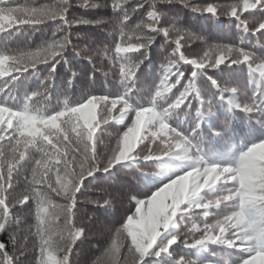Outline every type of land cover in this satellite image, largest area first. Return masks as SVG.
I'll return each instance as SVG.
<instances>
[{
	"label": "trees",
	"instance_id": "1",
	"mask_svg": "<svg viewBox=\"0 0 264 264\" xmlns=\"http://www.w3.org/2000/svg\"><path fill=\"white\" fill-rule=\"evenodd\" d=\"M114 2H119L120 7L114 9ZM188 2L190 6L185 7L182 0H157L153 7L152 0H126V3L123 0H67L68 8L64 16L70 22V27L59 18L45 20L38 25L14 24L13 28L0 33V53L36 52L64 36L68 37L69 43L61 55L36 64L35 68L29 67L27 72L11 71L9 75L0 77V86L9 82L0 92V103L14 111L29 103L33 109L52 115L62 111L65 104L77 106L92 97H107V103L102 100L94 101L96 121L100 122L94 133L95 151L97 159L102 163L106 162L112 149L117 148L123 133L132 126L135 118L132 109L151 106L156 91L163 88V68L170 66V60L178 62L177 67L183 76L179 83L176 82L175 75L168 76L167 83L172 85L171 90L157 99V108H166L192 79L193 65L180 60L178 53L173 55L178 35H182L181 52L188 59H207L204 54L211 51L212 46L226 45L250 53L253 69L264 64V29L257 30L259 23L264 21V10L259 5L243 10V0ZM254 2L255 0H249V3ZM60 3L61 0H5V4L10 7L27 4L35 8H55ZM92 4L97 7H91ZM208 4L214 6L215 13L192 11L191 6L203 7ZM233 5H241L238 9L240 20L229 14ZM149 11L157 12L159 19L153 21L148 16ZM125 14L128 18L121 23ZM80 20H87L89 23H77ZM241 21L246 22L247 31ZM149 25L170 29L168 37L163 32H153ZM121 29L126 33L123 41ZM176 29L182 30L181 33L178 34ZM149 36L154 37V41L147 49L140 48L127 54L130 62H143L130 81H123L121 65L115 52L116 45L136 44L138 37L139 42H146L145 38ZM145 51L147 59L143 56ZM238 56L239 53L234 52L215 68L208 67L206 63L204 69L195 76L196 95L204 100V104H200L190 94L188 103L166 117L169 127L190 138L193 147L189 155H199L207 165L234 166L239 156L252 144L264 140V110L245 113L227 102L228 99H233L236 103H250L256 98V94L264 90V79L260 77L259 71L250 73L246 62L231 65V59ZM215 59L216 54L213 53L211 61L214 62ZM53 65L55 71L49 81L47 77ZM177 67L172 68L173 73L177 71ZM14 76L17 79L12 80ZM212 81L221 88L233 89L234 93L220 94ZM126 83L132 89L129 93L131 107L126 111L124 119L119 121L116 117L120 115L123 103H118L113 108L110 101L124 95ZM32 93L37 94L33 96ZM30 96L31 100H28ZM197 108H201L202 112L199 118L195 115ZM105 119L106 123L103 122ZM197 123L200 124L198 129L195 128ZM57 124L60 125V139H63V131L67 128L68 135L72 136L74 155L77 160L83 159V145L76 144V136L71 132L72 125L61 124V121H57ZM5 127V138L0 140L2 158H18L19 151L25 152L24 159L20 160L13 172L11 186L7 182L4 185L5 191L2 195L5 205L0 206V214L3 207H7L9 211L6 227L0 231V243L5 244L4 251L12 257L13 264H37L40 256L35 216L38 199L36 191L50 200L52 205L61 206L50 208L58 216V219L52 221L56 258H62L65 254L69 233L79 230L80 235L69 254L70 264H96L98 259L102 264H134L133 255L129 252L131 238L124 231L117 233V229H122L129 215H135L136 200H147L154 191L163 187L170 179L182 175L190 166L189 161L174 157L144 160L145 155H162L169 141L164 135L155 138L151 135V132L158 131V125L148 131L142 130L141 139L137 140L131 153L136 159L120 162L108 172L98 171L91 176H85L80 190L75 193L71 223H67L62 206L70 201L57 184L56 169L52 168L43 177L48 183H33L36 161L47 158L33 145L25 148L24 141L29 137H21L18 133H13L12 128ZM39 127L41 131L45 130L43 125ZM55 131L52 130L54 141ZM13 134L21 141L19 145L16 140L11 139ZM14 147L16 151H13ZM44 147L50 152L53 151L47 142H44ZM58 167L63 168L62 165ZM70 171L78 174L81 169L74 166ZM4 176L7 177L6 165ZM224 186L230 188L231 181ZM53 187L57 191H53ZM220 194L217 192L208 198L215 199ZM24 196L29 199L25 203H19ZM105 198L111 200L110 207H101L95 203L100 201L102 204ZM207 211L209 214L204 216V209L193 208L190 217L186 216L178 223V242L171 246L172 255L148 256L144 264H177L181 259L194 261L195 264H239V260L247 256V253L240 250L239 241H236V248L218 243H208L198 248L185 246L186 240L193 243L203 235V231H189L193 224L202 230L205 223L214 224L230 213L231 209L222 204L220 207L212 206ZM228 235L234 239L231 237V230ZM113 241L116 242L118 250H112ZM2 259L3 254L0 253V261Z\"/></svg>",
	"mask_w": 264,
	"mask_h": 264
},
{
	"label": "snow or ice",
	"instance_id": "2",
	"mask_svg": "<svg viewBox=\"0 0 264 264\" xmlns=\"http://www.w3.org/2000/svg\"><path fill=\"white\" fill-rule=\"evenodd\" d=\"M126 3V0H123ZM157 0H152L154 7ZM172 2V0H168ZM185 7H189L188 0H182ZM259 5L261 10H264V0H255L254 3H249V0H243L242 9L248 10L256 8ZM88 6V5H86ZM91 7H97L92 4ZM120 3L114 2L113 8H119ZM142 7V5H140ZM193 12L199 13H215L216 9L213 5L208 4L203 7L191 6ZM67 0H61V3L55 8H35L27 4L23 6L10 7L5 4V0H0V33H5L7 29L13 28L14 24L23 25H38L45 20H55L57 18L64 20L66 24L71 26L70 22L65 20V12L67 11ZM241 5L231 6L230 15L240 20L238 9ZM148 16L157 21L159 16L155 11H149ZM127 14L122 18L127 20ZM77 23L87 24L89 21L80 20ZM244 25V30L247 31V24L241 21ZM153 32H163L167 38L170 32L168 28H154L149 25ZM140 28V25H137ZM264 29V21L259 23L257 30ZM19 30V29H16ZM177 33L182 30L176 29ZM120 35L123 37L126 33L121 29ZM181 38L178 35L175 41L176 47L173 50V55L179 54V59L193 65L192 79L189 80L188 85L176 97V99L168 104L166 108L159 106L157 108V99L162 98L164 93L171 90L172 85L167 83L169 75L176 76V82H180L183 73L179 71L178 62L170 60L169 65L163 68V78L161 84L163 88L157 90L155 98L149 107H138L132 109L135 112V118L132 126L123 133V136L118 141L117 148L112 149V154L108 156L106 162H101L97 159L95 151L94 133L99 123L96 121L94 101L102 100L105 103L109 102L107 97H92L86 102L80 103L77 106H69L65 104L62 111H58L52 115H46L39 110L33 109L29 103H26L23 108L19 110H12V108L0 103V140L4 139V132L6 127L13 129V133H18L19 136H27L29 139L24 141V146L29 145L37 147V150L44 154L41 160L36 161V168L33 169V183H48L43 179L52 168L56 169L57 184L60 185L62 191L65 192L66 199L70 202L62 206V210L66 216V222L71 223L70 216L72 208L75 204V193L80 190L81 182L85 176H91L98 171L108 172L116 164L128 160H134L131 156L133 149L136 146H129V140L135 136L136 142L141 139L140 133L142 130L148 131L158 125V131L151 132L155 138L158 135L167 137L169 143L166 144L162 155L153 156L151 154L145 155L144 160L161 159L163 157H174L178 160L189 161V168L183 172L182 175H177L175 179H170L163 187L154 191L147 200H136L135 215H129L122 229H117V233L124 231L127 236L131 238V245L129 252L133 255L134 264H144L145 258L148 256L160 257L162 255H172L171 246L177 241V226L180 221H183L186 216L190 217L193 208L204 209L203 215L207 216L209 213L207 209L212 206L220 207L222 204L225 208H230L231 211L225 214L222 219H218L214 224L205 223L201 230L196 224H193L189 229L190 232L203 231V235L199 239H195L193 243L187 240L184 242L188 248H198L206 246L208 243H218L236 248V241L240 242V250L247 253L246 257L239 260V264H264V140L252 144L245 152H243L234 166H218L207 165L202 162L199 155H189L193 145L188 136L182 134L175 128L169 127L166 123V117L169 113L180 108L189 102L190 94L199 100L200 104H204V100L196 95L195 76L204 69L206 63L208 67H218L226 58L232 56L234 52H238L237 58L231 59V65L240 63H248L249 72L259 71L260 77L264 79V64H260L256 69L252 68L251 54L243 49H233L226 45H214L211 51L205 52L204 58L188 59L181 52ZM136 44L129 43L127 46H122L118 43L115 47L117 58L120 62V74L123 81H130L136 75L137 69L141 62L132 63L129 61L127 54L133 51H138L140 48L147 49L153 43L154 37H146V42H139L137 38ZM68 37L64 36L60 40H55L49 43L46 47L38 49L36 52H20L17 54H10L9 52L0 53V77L9 75L11 71L18 73L27 72L28 68H35L36 64L44 63L54 57L61 55L68 45ZM216 54L214 62L211 61L212 54ZM79 56L80 53H77ZM144 59H147V51L143 53ZM242 58V59H240ZM177 67L175 73L172 68ZM55 65L49 73L47 80L51 81ZM75 75V73L73 74ZM17 77H12V80ZM9 82H5L0 86V92L4 87H7ZM220 94L225 92L234 93L233 89L221 88L215 81H212ZM131 87L126 83L124 95L118 99L110 101L114 108L118 103H123L120 108V115L116 117L117 120L122 121L126 111L131 107L129 104V93ZM37 93H32L35 96ZM256 98L250 103H236L233 99H228V103L234 105L245 113L260 112L264 110V90L255 95ZM31 100V96L28 97ZM111 111V109H109ZM7 113V116H5ZM195 115L197 118L201 117V108H197ZM61 118H64L61 120ZM15 120V124H13ZM71 124V132L76 136V144L83 145L81 156L83 159L77 160L73 153L71 144L72 136L68 135V129L63 131V139H60V125ZM81 121L83 122L81 124ZM103 122H107L105 119ZM40 125L44 126V131H41ZM197 123L195 128H199ZM52 130L55 131V141L53 139ZM42 138V139H41ZM12 140H16V144L21 143L16 139V135H11ZM44 142L51 145L53 151H48L44 147ZM163 142V141H162ZM79 150V149H77ZM13 151H16L14 147ZM71 156V159H69ZM3 154L0 153V206L5 205L3 192L5 191V183L11 186L13 172L16 166L25 157L24 151H19V156H15L6 160L3 159ZM7 167V177L4 176V167ZM58 165H62L61 169ZM74 166H79L81 171L77 174L70 171ZM189 169H191L189 171ZM61 172L63 173L61 175ZM223 178V179H222ZM231 181L230 188L225 187L228 181ZM49 187H52L49 184ZM53 191H57L55 187ZM206 190V192H205ZM33 191H36L33 189ZM215 199H209L208 196L215 193ZM59 194V193H58ZM37 206H36V232L39 238L40 256L37 264H70L69 254L73 251L72 245L80 235L79 230L69 233V242L67 243L64 255L62 258H56L54 253L56 244L52 238L53 233V219H58V216L50 211V208L61 206L52 205L51 201L46 199L36 191ZM29 199L24 196L19 203H25ZM170 201V202H169ZM101 207H110L111 200L105 198L102 204L100 201H95ZM146 208V211H145ZM9 218V211L7 207H3L2 214H0V231L6 227ZM231 230V237L228 235ZM5 244L0 243V253L3 254V259L0 264H13V259L7 252L4 251ZM113 251L116 248V242L113 241ZM96 264H102L101 260H97ZM177 264H195L194 261H184L183 259L177 261Z\"/></svg>",
	"mask_w": 264,
	"mask_h": 264
},
{
	"label": "clouds",
	"instance_id": "3",
	"mask_svg": "<svg viewBox=\"0 0 264 264\" xmlns=\"http://www.w3.org/2000/svg\"><path fill=\"white\" fill-rule=\"evenodd\" d=\"M129 146H134L135 143H136V139H135V136H133L130 140H129Z\"/></svg>",
	"mask_w": 264,
	"mask_h": 264
}]
</instances>
